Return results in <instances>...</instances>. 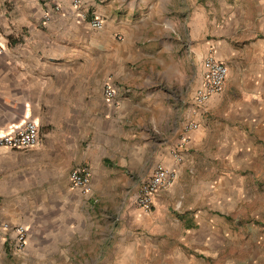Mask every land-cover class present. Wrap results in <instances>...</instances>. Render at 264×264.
<instances>
[{
    "label": "crops",
    "instance_id": "obj_1",
    "mask_svg": "<svg viewBox=\"0 0 264 264\" xmlns=\"http://www.w3.org/2000/svg\"><path fill=\"white\" fill-rule=\"evenodd\" d=\"M155 1L80 0L75 9L72 0H0V135L26 121L39 133L33 148H0V264H202L187 248L219 222L220 196L248 184L255 194L231 204L237 245L259 238L264 0L219 1L211 21L195 0ZM92 16L102 29L90 27ZM201 33L214 38L197 40ZM208 54L228 76L199 107L193 96ZM191 123L198 128L186 131ZM156 164L175 178L144 213L135 199ZM82 166L88 193L69 180ZM18 225L27 229L20 251Z\"/></svg>",
    "mask_w": 264,
    "mask_h": 264
},
{
    "label": "built area",
    "instance_id": "obj_2",
    "mask_svg": "<svg viewBox=\"0 0 264 264\" xmlns=\"http://www.w3.org/2000/svg\"><path fill=\"white\" fill-rule=\"evenodd\" d=\"M80 0H72L71 6L79 8ZM54 12H59V6H55ZM44 19L49 20L50 14L45 13ZM83 17H86L83 15ZM90 27L94 30H100L103 27L102 19L92 16L89 21ZM5 50L0 40V54ZM228 76V67L212 54L204 57L201 63V84L194 91L193 101L199 107H204L213 95L220 94L225 86ZM104 97L113 100L116 97V91L109 86L104 88ZM198 125L195 123L186 124V131L196 130ZM39 142L38 128L35 122L26 121L11 132L0 135V148L9 150H24L37 146ZM178 160V155H174ZM175 175L162 164H156L152 169L151 177L141 183L140 189L135 199L136 206L144 213H149L153 207V201L156 193L169 187ZM72 189L82 193L90 191V171L88 167H76L72 169L69 176ZM4 228H9L4 225ZM15 245L17 250H23L26 246L27 229L22 225L15 226L13 229Z\"/></svg>",
    "mask_w": 264,
    "mask_h": 264
},
{
    "label": "rangeland",
    "instance_id": "obj_3",
    "mask_svg": "<svg viewBox=\"0 0 264 264\" xmlns=\"http://www.w3.org/2000/svg\"><path fill=\"white\" fill-rule=\"evenodd\" d=\"M155 2V0H150ZM219 1L223 4H227L228 8L239 6V4L251 6V1L249 0H195V6H200V11L197 10V14H201V10L206 17H208V21H211L213 18V12L210 10L220 9ZM181 5V4H180ZM185 6V4L181 5ZM209 11L211 13H209ZM164 17H170L171 12H166L163 14ZM218 23V19H216ZM214 38V35H203L201 33L197 40H211ZM193 81L186 84L184 87V93L189 92L187 89H192ZM190 89V90H191ZM252 134H254V130H252ZM255 135V134H254ZM256 136L261 143H264V136L256 131ZM239 190L234 191L233 193L228 192L227 199L221 200L224 202L225 206H221L219 208V212L213 213V218H216L217 223L211 222L210 227L207 225L203 227L204 232V244L198 245L197 243L192 244L191 248L186 251V254L191 255L196 259L197 263L202 264H264V206L261 207L260 217L258 222L255 223V226L259 228L258 234L259 238L255 243L251 240H247V244L243 243L242 245H237V239L240 238V235L237 233L236 226L239 225L236 217V211L232 208L231 204L239 199L243 192L244 195H247L249 199L251 198L252 193L255 194V191L252 188L251 184H248L243 187L244 191ZM258 193L261 199H264V192L261 185L258 187ZM234 206V203H233ZM248 209H251V203L249 204ZM246 223H250L251 219L247 218ZM228 229L231 230V237L229 235ZM245 235V234H244ZM251 236V235H250ZM230 243L228 247H225L224 244ZM245 244V247L241 249V247ZM257 250V251H256ZM226 262V263H225ZM167 264V263H165Z\"/></svg>",
    "mask_w": 264,
    "mask_h": 264
}]
</instances>
